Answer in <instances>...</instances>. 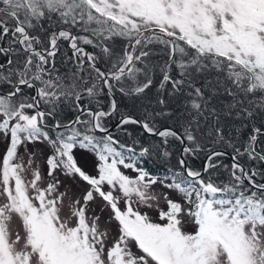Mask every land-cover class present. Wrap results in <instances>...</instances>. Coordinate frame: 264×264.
<instances>
[{"label": "rangeland", "instance_id": "374dc122", "mask_svg": "<svg viewBox=\"0 0 264 264\" xmlns=\"http://www.w3.org/2000/svg\"><path fill=\"white\" fill-rule=\"evenodd\" d=\"M43 1L66 13L81 5L137 39L163 32L240 60L264 87V0ZM41 118L0 98V264H264L256 192L207 201L196 221L189 187L141 172L84 131L56 141Z\"/></svg>", "mask_w": 264, "mask_h": 264}, {"label": "trees", "instance_id": "16d2710c", "mask_svg": "<svg viewBox=\"0 0 264 264\" xmlns=\"http://www.w3.org/2000/svg\"><path fill=\"white\" fill-rule=\"evenodd\" d=\"M75 5L66 13L43 0H0V92H16L0 93L1 103H33L35 85L20 81L50 91L55 98L45 106L41 124L51 137L84 131L137 169L189 187L196 221L203 220L198 217L203 204L221 196L256 192L264 203L258 195L264 191H253L240 178L243 165L250 179L264 182V87L253 71L240 60L201 52L163 32L137 39L108 16L87 19ZM18 25L22 31L16 32ZM60 28L87 54L69 45L68 37L59 36L53 47ZM42 77L51 80L43 83ZM91 110L99 113L102 127L129 118L105 135L92 129ZM78 112L74 124L63 126ZM163 126L186 140L183 157L190 174L198 175L213 149L232 153L241 166L219 152L208 157L203 174L189 176L179 155L181 138L167 129L155 134Z\"/></svg>", "mask_w": 264, "mask_h": 264}, {"label": "bare ground", "instance_id": "6f19581e", "mask_svg": "<svg viewBox=\"0 0 264 264\" xmlns=\"http://www.w3.org/2000/svg\"><path fill=\"white\" fill-rule=\"evenodd\" d=\"M51 9H53V6H51ZM19 27H17V29L15 30V29H13V31L15 30L16 32H19L18 31V29H20L21 31H22V27L20 26V25H18ZM16 28V27H15ZM14 31V32H15ZM26 31H27V29H24V31H23V33L24 34H26ZM66 35V37H68L69 38V40H68V44L69 45H71L73 48H75V49H84V53L85 54H87L86 52H87V50L85 49V48H83V46L82 47H79V46H77L76 45V43H74L73 41H72V38H73V34H69L68 32H67V30H65V29H63V28H60L57 32H56V39H55V41L52 43V46L53 45H55V43L58 41V39H59V36H62V35ZM54 47V46H53ZM134 49H135V46H134ZM41 53H39V55H40ZM28 83L29 84H32V85H35V91H36V94H35V97H34V99H33V103H31V102H29V103H31V107H32V109H33V111H35V113H37V114H40V115H43V114H46V113H48L47 111V109L45 108V106H46V104H49L48 102H41V103H43V104H40V93H41V91H40V87H38L37 85H36V83H34L33 81H31V80H28L27 82H22V81H20L18 84L19 85H21V84H26V85H28ZM15 90V89H14ZM1 94H3V95H7V96H14V94L16 93L15 91H13V93H2V92H0ZM40 99V100H39ZM28 103V101H24V102H22V103H18V104H13V103H8L7 104V108H9L10 110H13V109H18L21 105H24V104H29ZM50 105V104H49ZM92 111V115H91V119H90V122H91V127H92V129L95 131V132H99V133H103V134H105V135H108V134H111L112 133V131L118 126H116V127H114V128H112L110 131H108V132H104L105 130H107V128H109L111 125H109V126H107V127H102L101 125H100V123L98 122V115H99V113L98 112H95V111H93V110H91ZM79 114H80V112H78L75 116H74V119L71 121V122H68V123H66V124H64L63 126H69V125H72V124H74V122L75 121H77V119H78V117H79ZM93 118H94V121L93 122H95V127L97 128L96 130H95V128L93 127V122H92V120H93ZM120 118H123L122 120H120V122L119 123H121L123 120H125V119H127V118H129V116H127V115H125V116H120V117H118V119H120ZM118 119H116L115 120V122H117L118 121ZM54 122V124L55 125H57V123H55V121H53ZM118 123V124H119ZM63 126H58V127H63ZM143 129H145L144 128V125H143V127H142ZM167 128H165L164 126H163V128H158L157 129V131L155 132V134H159V133H161V132H163L164 130H166ZM167 130H170L171 132H175L180 138L181 137H183L181 134H180V132L179 131H177L176 129H171V128H168ZM54 135L56 136V141H60L62 138H60V136L59 135H56L55 133H54ZM212 150H210V151H208V153L209 152H211ZM208 153L206 154V156L208 155ZM205 156V157H206ZM209 157V156H208ZM208 160V159H207ZM202 170V169H201ZM200 170V171H201ZM141 171V170H140ZM205 171V170H204ZM203 171V172H204ZM242 171V173H241V176H240V178H241V180H245L247 183H248V185H249V187L253 190V191H257V192H262V191H264V182H262V181H257V180H252V179H250L247 175V171H246V169H245V167H244V169H242L241 170ZM142 172V171H141ZM244 175V176H243ZM243 180V181H244ZM244 181V182H245Z\"/></svg>", "mask_w": 264, "mask_h": 264}, {"label": "water", "instance_id": "95a60500", "mask_svg": "<svg viewBox=\"0 0 264 264\" xmlns=\"http://www.w3.org/2000/svg\"><path fill=\"white\" fill-rule=\"evenodd\" d=\"M123 118H120V119H118V121L117 122H114L109 128H107V130H105L104 132H108V131H110L112 128H114V127H116L117 125H118V123L120 122V120H122ZM94 121V118H93V120H92V122ZM140 124H141V126L143 127V122L142 121H140ZM93 127L95 128V130L97 129L96 127H95V122H93ZM181 140H182V146H181V148H180V159H181V162H183V168H184V172L186 173V174H188L189 176H191V177H198L199 175H201V174H203L204 172V170H205V168H206V164H207V159H208V156H210L211 154H214V153H219V152H222V153H225V154H228L229 155V157L231 158V160H233L235 163H237L238 165H240V163L237 161V160H235L234 159V156H233V154L232 153H228L227 151H225V150H222V149H219V150H217V149H213L211 152H209L208 153V155L203 159V161H204V163H203V166H202V170L198 173V175H192V174H190V173H187V162H185V160H184V157H183V149H184V147H185V145H186V140H184L183 139V137H181ZM241 166V165H240ZM241 168L242 169H244V166L242 165L241 166ZM244 176V175H243ZM244 180V179H243ZM245 181V180H244ZM246 182V181H245Z\"/></svg>", "mask_w": 264, "mask_h": 264}]
</instances>
